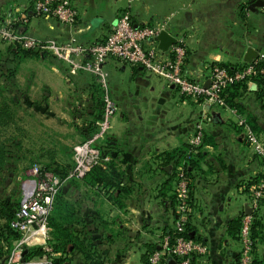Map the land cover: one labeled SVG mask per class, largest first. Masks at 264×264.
<instances>
[{
  "label": "crops",
  "instance_id": "obj_1",
  "mask_svg": "<svg viewBox=\"0 0 264 264\" xmlns=\"http://www.w3.org/2000/svg\"><path fill=\"white\" fill-rule=\"evenodd\" d=\"M32 1L0 0V12L11 3L30 7ZM249 2L73 0L78 18L72 29L81 42L100 41L128 6L136 24H155L170 17L168 32L184 38L185 71L200 80L207 76L209 65L244 63L248 47L258 52L255 59L264 60V14L261 7L251 10ZM22 29L38 37L66 35L57 20L31 12ZM105 68L118 109L99 147L115 175L108 179L91 174L60 186L57 197L67 203V230L75 242L67 245L65 253L53 252V257L67 258L66 264H145L150 245L165 228H173L176 219L170 177L174 158L165 155L185 150L195 125L201 123L203 145L188 173L191 212L187 224L192 238L207 248L200 264H237L240 217L246 206L250 208L242 186L264 170L261 157L238 125L244 114L225 101L210 104L180 96L163 79L140 67L109 59ZM73 78L71 83L86 94L79 99L86 108L94 82ZM60 87L54 101L62 97ZM257 88L254 81L246 83L239 100L257 126L256 136L264 148V107ZM77 134L83 140L79 130ZM249 213L254 216V264H264V202Z\"/></svg>",
  "mask_w": 264,
  "mask_h": 264
},
{
  "label": "built area",
  "instance_id": "obj_2",
  "mask_svg": "<svg viewBox=\"0 0 264 264\" xmlns=\"http://www.w3.org/2000/svg\"><path fill=\"white\" fill-rule=\"evenodd\" d=\"M261 9L264 13V0ZM29 12L57 20L62 26L64 36L38 37L23 31ZM78 9L73 0H33L30 7L11 3L0 12V43L26 51L50 54L65 63L72 71L91 74L101 91L103 112L96 132L88 139L73 145V166L64 180L53 172L44 171L34 165L31 177L22 184V197L15 217L10 222L11 229L19 234L13 241L4 264H21L24 248L37 246L46 252L42 256L31 257L26 264H50L53 251L47 245L49 239L48 217L52 211L56 194L65 180L82 179L93 167L104 166L108 157L99 147L101 139L111 129V120L118 109L109 86V73L105 63L109 59L140 67L149 74L163 79L180 96L202 99L207 103H223L222 93L234 83H248L262 76L264 88L263 59H254L250 63L236 66L232 70L217 65L208 66L205 78H190L184 67L186 50L181 34L172 35L175 42L166 51H161L156 36L160 31L168 32L170 17L155 24H136L130 7L124 8L116 21L109 27L108 33L100 41L81 42L72 27L76 24ZM169 33V32H168ZM208 82L207 87L204 83ZM238 125L243 128L245 139L253 147L264 165V148L256 134L251 130L246 117L239 116ZM204 130L201 123L195 125L188 140L187 157L197 154L203 145ZM182 161L175 169V214L174 235L162 232L157 236L153 248L148 252L147 264H166L168 257L177 264H200V258L206 253V246L192 237L184 235L188 216L191 212L190 181ZM264 173V170L262 171ZM31 183L30 190L24 195V187ZM243 185L248 192L249 206L252 211L259 209L264 197V178L253 184ZM254 216L242 213L237 234L240 245L237 264H253L255 241L252 234ZM38 240V241H37ZM40 240V241H39Z\"/></svg>",
  "mask_w": 264,
  "mask_h": 264
},
{
  "label": "rangeland",
  "instance_id": "obj_3",
  "mask_svg": "<svg viewBox=\"0 0 264 264\" xmlns=\"http://www.w3.org/2000/svg\"><path fill=\"white\" fill-rule=\"evenodd\" d=\"M7 48L8 45L0 43V110L10 111L13 121L0 126V147H5L8 152L6 166L0 168V208L4 205V211L13 212V219L22 197V184L31 177L32 167L37 165L42 169V164L49 162L46 154L54 153V164L58 167L52 170L61 171L65 166L71 168L72 147L84 141L77 133L87 116H82V119L76 116L77 108H83L79 99L86 94L80 93L81 89L76 88L71 83L72 79L55 65L57 70H54L52 61L60 63L75 80L96 82L91 74L72 71L50 54H37L20 60L19 56L11 55ZM261 49L264 51V47ZM10 72L14 73L13 76L9 75ZM65 86L66 90L63 91ZM58 87L62 90V97L54 101ZM260 139L263 140L261 136ZM13 142L18 145L15 146ZM28 184L24 187V193ZM1 219L0 225L3 223ZM48 227L47 245L50 246L52 230L49 222ZM29 248L35 249L37 246Z\"/></svg>",
  "mask_w": 264,
  "mask_h": 264
},
{
  "label": "trees",
  "instance_id": "obj_4",
  "mask_svg": "<svg viewBox=\"0 0 264 264\" xmlns=\"http://www.w3.org/2000/svg\"><path fill=\"white\" fill-rule=\"evenodd\" d=\"M7 50L11 53V55L13 56H19V59H24L27 58L29 56L32 55H37V54H41L39 52L36 51H26V50H21L18 48H13L11 46H8ZM55 58V57H54ZM56 59V58H55ZM245 63V62H244ZM242 63V64H244ZM52 64L57 66L63 74H65L66 76L72 78V76L68 73L67 69L62 67V65L56 61H52ZM240 65H234V66H230L229 64H224V63H215L212 65H217L220 67H224L227 68L228 70H232L234 69L236 66H241ZM259 65L264 66V60L259 61L258 63ZM13 72H10V76H13ZM252 81H254L258 88H257V97L262 101V103L264 104V88L262 86V76L259 74L258 77H255L252 79ZM92 87V99H91V103L86 107V108H77V112L78 115L76 117H79L82 119V116L86 115L87 118L83 119L84 121V125L82 128H79V132L83 138V140L88 139L89 137H91L97 130L98 127V122L101 119V115L103 112V102H102V98H101V91L98 87L97 84L93 83L91 85ZM246 87L245 83H234L228 87L225 88V90L222 93V98L224 99L225 103L229 106V107H233L235 108L238 112L242 113L245 115L246 120L248 122V124L251 127V130H253V132L255 134H257V126L255 124H253L252 119L250 118V116L248 114L245 113L240 100H239V92L244 90ZM97 88V89H96ZM99 93V97H98V93ZM264 107V106H263ZM6 108V107H4ZM12 114L10 111H6V110H0V126H6L9 125L10 122H12ZM13 144H15V146H17L18 144L16 142H13ZM188 145L186 146L185 150L181 151H176L174 152V154L169 153L165 155V158L168 159H173L174 158V164L175 167L178 166V164L181 161H185L186 165H185V169L187 171V174L190 172L189 168L192 166V160L194 159V157L197 154H194L192 156L187 157V150H188ZM8 152L6 151V148L1 146L0 147V168L5 167L6 166V156H7ZM42 155H39V157H42ZM49 162H45V164H42V170L44 171H52L54 172L56 175H58L62 180L65 179L67 173L69 172V170L72 168H70L69 166H65V169L61 170V171H55L52 170L54 167H58L55 163V155L54 153H50V154H46ZM35 162H32V164ZM44 163V162H43ZM107 163V162H106ZM106 163L104 164V166H95L93 167L85 176L87 175H91L92 176H104L108 179H111V176H114L115 173L114 171L107 167ZM263 163V162H262ZM31 164V165H32ZM108 164V163H107ZM63 167V166H61ZM173 169L171 176L172 177V182H173V195L172 197V208L175 209V202H176V198H175V190H174V182H175V168ZM64 168V167H63ZM109 169V170H108ZM84 176V177H85ZM97 177V179H98ZM259 178H264V173H258L256 175H254L253 177H251V179L249 181H247L245 183V185L247 186V190H248V186L250 184H253L254 182H256L257 180H259ZM69 180H65L64 183H66ZM58 194H56L55 200H54V204H53V208L52 211L49 215L48 218V222L50 223V227L52 229V236H50V247L52 249L53 252H64L67 250V245L69 243H74L75 239L69 234L68 230H67V203L65 200H59L57 197ZM264 202V197L261 201V204ZM0 219L3 220V223L0 225V261L5 260L6 256L8 255L11 247H12V243L14 240H16L19 237V233L16 232L15 230L11 229L10 227V222L11 219L13 217V212H9L7 210L4 211V205H2V208H0ZM175 217V215H174ZM185 231H184V235L187 237H191L190 236V228L188 227V224L185 225ZM253 230V228H252ZM164 232L170 235H174V230L172 228H165ZM4 247H6L7 249L4 250ZM153 248V245L148 248L147 253L145 254L144 257V262L145 264H147V255L148 252ZM28 249V253L25 255V257H23V262L21 264H26V262L31 258V257H35V256H42L43 254H45L46 252L44 251L43 248L41 247H37L35 249L32 248H27ZM67 258H64L62 256H58V257H53L51 259V263L50 264H66ZM254 264V262H253Z\"/></svg>",
  "mask_w": 264,
  "mask_h": 264
},
{
  "label": "water",
  "instance_id": "obj_5",
  "mask_svg": "<svg viewBox=\"0 0 264 264\" xmlns=\"http://www.w3.org/2000/svg\"><path fill=\"white\" fill-rule=\"evenodd\" d=\"M263 5V0H258V2H256V0H250L249 2V8L251 10L256 9L257 7H261ZM158 42L157 46L161 51H166L168 49V47L175 42V38L174 36H172L170 33H168L165 30H162L159 32V34L156 36L155 38ZM258 56V52L252 48V47H248L246 49L245 55H244V62L245 63H250L252 62L255 58H257ZM208 82L204 83V87H207ZM245 212L249 213L250 212V208L248 206L245 207ZM190 236L192 237V233L190 234ZM28 253V249L24 248L23 252H22V257H25V255ZM166 264H177L176 261L171 258L168 257L166 260Z\"/></svg>",
  "mask_w": 264,
  "mask_h": 264
},
{
  "label": "bare ground",
  "instance_id": "obj_6",
  "mask_svg": "<svg viewBox=\"0 0 264 264\" xmlns=\"http://www.w3.org/2000/svg\"><path fill=\"white\" fill-rule=\"evenodd\" d=\"M31 187V183L28 184L27 190L25 191L24 195H27ZM38 241V240H37ZM40 241V240H39Z\"/></svg>",
  "mask_w": 264,
  "mask_h": 264
}]
</instances>
